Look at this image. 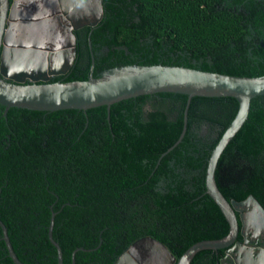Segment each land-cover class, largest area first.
<instances>
[{
	"label": "trees",
	"instance_id": "16d2710c",
	"mask_svg": "<svg viewBox=\"0 0 264 264\" xmlns=\"http://www.w3.org/2000/svg\"><path fill=\"white\" fill-rule=\"evenodd\" d=\"M104 17L83 28L64 82L125 65H174L264 75V0H103ZM80 56L86 62L80 64ZM53 80L52 82H54ZM142 95L87 111L0 106V220L24 264H116L151 236L178 259L229 224L206 193L211 153L235 118L233 97ZM207 123L214 132L201 135ZM212 133L214 135L212 136ZM183 135V136H182ZM224 196L264 207V95L225 148L216 172ZM214 250L192 264H218ZM0 264H14L0 226Z\"/></svg>",
	"mask_w": 264,
	"mask_h": 264
},
{
	"label": "water",
	"instance_id": "95a60500",
	"mask_svg": "<svg viewBox=\"0 0 264 264\" xmlns=\"http://www.w3.org/2000/svg\"><path fill=\"white\" fill-rule=\"evenodd\" d=\"M103 17V0H0V105L5 108L4 116L11 108L87 111L142 95L174 93L188 97L184 135L192 98H235L238 112L213 149L206 171V193L224 214L229 233L220 239L195 243L178 259L165 244L147 236L132 244L116 264H192L201 251L235 245L239 264H264V249H254L246 255L242 252L244 246L236 243L240 234L264 240V207L252 195L243 201H229L216 179L219 160L248 119L252 100L264 95V75L234 76L184 66L133 64L107 69L95 77L93 63L85 81L50 82L52 77L66 74L74 64L75 33L83 27H95ZM54 216L49 237L58 250V264H64L62 249L53 238ZM0 226L10 258L14 264H24L1 220ZM78 250L72 254V264H76Z\"/></svg>",
	"mask_w": 264,
	"mask_h": 264
},
{
	"label": "flooded vegetation",
	"instance_id": "af4514ba",
	"mask_svg": "<svg viewBox=\"0 0 264 264\" xmlns=\"http://www.w3.org/2000/svg\"><path fill=\"white\" fill-rule=\"evenodd\" d=\"M83 28H81L80 30H78V32H76V37H77L76 45L78 44L79 37L85 33ZM76 59H77V57H76ZM76 59H75V61H76ZM85 62H86L85 58L80 56L79 63L82 64ZM73 66H74V64L72 65V67ZM72 67L70 68V70L66 74H62V75H58L56 77H52L50 82H52L53 80H55L54 82L65 81L68 73L70 74ZM207 125H208V123H207ZM236 243H239L240 245L244 246V248L242 249V252H243V254H246V255L250 254L254 249H260V248L264 249V240L261 238L260 239H254L252 234H249L247 237L240 234ZM235 246H232L228 249H222V250L216 251V254L219 257L218 264H239L238 260H241V259L238 257V251L235 248ZM253 255H254V257H256L257 253L254 252ZM241 257L243 258V255H241Z\"/></svg>",
	"mask_w": 264,
	"mask_h": 264
},
{
	"label": "rangeland",
	"instance_id": "374dc122",
	"mask_svg": "<svg viewBox=\"0 0 264 264\" xmlns=\"http://www.w3.org/2000/svg\"><path fill=\"white\" fill-rule=\"evenodd\" d=\"M214 132V129L210 126V125H204L201 128V135L202 136H206L208 133H210L211 131ZM215 133V132H214ZM214 133H212V136L214 135Z\"/></svg>",
	"mask_w": 264,
	"mask_h": 264
},
{
	"label": "clouds",
	"instance_id": "9594fccd",
	"mask_svg": "<svg viewBox=\"0 0 264 264\" xmlns=\"http://www.w3.org/2000/svg\"><path fill=\"white\" fill-rule=\"evenodd\" d=\"M84 28H86V27H84ZM76 34V33H75ZM76 40H77V37H76ZM76 47H77V45H76ZM28 83V82H27ZM1 106V105H0ZM5 113V112H4Z\"/></svg>",
	"mask_w": 264,
	"mask_h": 264
}]
</instances>
